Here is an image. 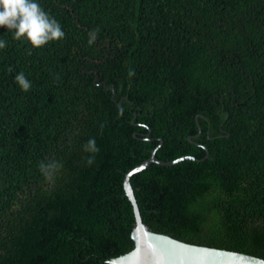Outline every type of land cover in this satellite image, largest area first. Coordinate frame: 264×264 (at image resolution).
Listing matches in <instances>:
<instances>
[{
  "label": "trees",
  "instance_id": "1",
  "mask_svg": "<svg viewBox=\"0 0 264 264\" xmlns=\"http://www.w3.org/2000/svg\"><path fill=\"white\" fill-rule=\"evenodd\" d=\"M37 2L63 39L32 49L0 27V264L131 249L122 179L156 137L160 160L207 155L130 175L148 229L264 259V0Z\"/></svg>",
  "mask_w": 264,
  "mask_h": 264
},
{
  "label": "water",
  "instance_id": "2",
  "mask_svg": "<svg viewBox=\"0 0 264 264\" xmlns=\"http://www.w3.org/2000/svg\"><path fill=\"white\" fill-rule=\"evenodd\" d=\"M95 80H98V77ZM102 83L106 84L105 81H102ZM223 112L226 113V111ZM133 114H135L134 111ZM195 121H197L196 117ZM148 133L149 130L145 135L147 136ZM133 135L136 136L134 132ZM225 135H228V133ZM191 136L188 135V138L190 139ZM146 138L150 139V137ZM156 140L158 143L153 147L149 156L128 169L122 179L124 193L131 203L134 218V224L130 231L133 246L128 251L107 259L106 264H264V259L257 256L229 249L185 242L167 234L148 229L141 220L135 196L129 182L130 175L145 168L151 162L170 165L183 159H203L207 155L206 150V154L202 158L185 154L163 161L155 156V150L160 145L161 138L156 137Z\"/></svg>",
  "mask_w": 264,
  "mask_h": 264
},
{
  "label": "clouds",
  "instance_id": "3",
  "mask_svg": "<svg viewBox=\"0 0 264 264\" xmlns=\"http://www.w3.org/2000/svg\"><path fill=\"white\" fill-rule=\"evenodd\" d=\"M0 27L14 31V39L19 41L23 38L32 49L42 48L49 42L59 41L65 37L59 22L45 12L37 0H0ZM98 31L99 29H96L90 33L89 44L95 42ZM6 47V41L0 40V49ZM129 75H134V72L130 71ZM15 81L23 91L31 89V81L22 72L15 76ZM84 150L93 154L86 161L88 165H92L94 154L99 152L94 138L86 142ZM60 168L62 164L55 160L41 161L39 164V169L47 180H51Z\"/></svg>",
  "mask_w": 264,
  "mask_h": 264
}]
</instances>
